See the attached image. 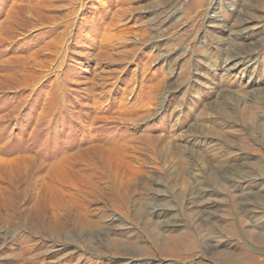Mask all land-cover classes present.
Wrapping results in <instances>:
<instances>
[{
	"label": "rangeland",
	"instance_id": "obj_1",
	"mask_svg": "<svg viewBox=\"0 0 264 264\" xmlns=\"http://www.w3.org/2000/svg\"><path fill=\"white\" fill-rule=\"evenodd\" d=\"M103 1L86 4L83 19L72 27L71 49L57 76L46 67L55 58L54 42L63 36L64 27H34L51 22L53 15H64L66 10L42 3L32 7L37 0H0V214L13 207L18 212L11 221L0 217V264L113 261L110 255L84 253L67 243L63 228L49 227L55 220L52 211L68 208L71 196L78 194L97 217L102 205L93 204L90 196H81L80 190L101 183L100 168L119 180L134 174L131 156L125 159L122 154L116 157L107 152L101 156L99 149L143 136L157 139L160 145L179 142V149L187 142L191 145L193 139L196 144L191 148L219 161L228 159L243 172L231 175L223 169L221 175L233 177L235 182L227 189L200 175L208 188L220 190L203 197L196 192L197 197L190 195L191 190L186 194L178 186L149 188L150 196L156 195L157 202L167 206L166 214L159 213L160 208L153 214L160 226L175 220L184 224L172 229L186 242L177 258L166 251L171 244L164 235L157 236L141 217V205L139 209L126 207L130 220L140 226L136 231L116 221L113 224L109 221L113 208L109 212L104 208L108 212L105 222L114 225L110 230L119 238L134 239V233L142 239L150 237V254L141 253L125 264H218L213 262L216 258L223 264L225 253L242 258L252 255V264H264V245L258 242L264 234V141L256 128L258 119L264 117V13L254 8L264 10V0H130L133 22H145L151 32L160 33L155 39L159 50L144 47L131 62L127 58L137 49L134 44L122 52L107 44V54L98 56L105 50L100 47L104 23L120 6L118 0H107L109 6ZM239 15L247 16L248 21L243 23ZM166 50V60L152 57ZM147 95L158 99L153 116L137 124L117 117L121 99L136 103ZM224 119L229 122L223 124ZM204 132L211 135L205 138ZM220 134L232 137L233 145L243 144L245 152L235 147L232 154L225 155ZM64 157L70 163L57 167L61 173L67 171L65 176L73 177L74 182L63 185L49 168ZM48 182L75 194L63 195L45 184ZM5 201L9 206L2 204ZM39 202L46 203L41 205V213ZM241 202L250 204L248 211L240 212ZM190 205L216 218L208 227L192 225ZM201 235H206L209 246L201 245Z\"/></svg>",
	"mask_w": 264,
	"mask_h": 264
},
{
	"label": "bare ground",
	"instance_id": "obj_2",
	"mask_svg": "<svg viewBox=\"0 0 264 264\" xmlns=\"http://www.w3.org/2000/svg\"><path fill=\"white\" fill-rule=\"evenodd\" d=\"M39 1L37 0L36 3L34 2L33 3L30 2V3L33 4L32 7L42 3V5L44 4L48 8H53V9L55 8L56 10L58 9L66 10V13L65 14L63 13L64 15H53L51 22L41 23L39 26L34 27L35 30L36 29L39 30L40 28H45V26H51L54 27V29H57L58 27L61 26L64 27L62 32L63 36L60 37V40L58 39L54 42V47L56 45L54 51L55 58L52 61H50V64L46 67L49 72L58 76L59 74L58 71L64 66L66 62L65 60L66 55L67 53L70 52L71 49V40L73 37L72 27L83 19L84 11L86 9L85 8L86 4L89 3L90 0H39ZM129 1L130 0H118L120 6H118L117 9L115 8L116 10H113L112 14H110L111 15L110 19L104 23V29L101 32L102 42L100 47H104L105 50L98 53V56H101V54L104 52L107 54L106 49L108 45H110L111 49L113 48L115 52H122L130 44H134L137 47V49L136 50L132 49L131 55L129 56V58H127L128 61L130 62L134 61L137 58V56H139L137 52L139 50H142V48L144 47H148L150 45L154 49V51L159 50L160 44L155 39L158 36H160V33L154 34L153 32H151L150 26L145 22L143 23L133 22L134 16L132 12V6H130L131 4L129 5L130 3ZM177 1L182 2L183 0H177ZM217 2H222V0H217ZM105 4L106 5L109 4L107 0L103 1V5ZM254 8L256 10L258 9L259 11H263L264 13V10L261 9V7L259 8L258 6H255ZM28 12L33 13V11L31 10H28ZM241 12L245 13V15L246 13L248 14V11L243 12L241 10ZM207 13L208 11H206V14ZM240 17H241L240 20L243 21V23L244 21H248L247 16L246 18H243L242 16ZM168 53L169 50H166L164 52L158 51L156 55L152 57L155 58V56L158 57L164 56L165 59L168 56ZM133 88L131 91L135 90ZM156 100L158 99H155L153 96L150 95L145 96L140 102H136V103H130L128 98L121 99L119 105V114L117 117L118 118L125 117L124 120L128 119L129 121H132L134 124L140 123L142 122V120L150 118L156 113L157 109L155 108L156 105H154ZM237 101L240 102V99H237ZM153 106L155 107L153 108ZM201 115L203 114L201 113ZM227 121L229 122L228 119L226 120L224 119L223 124H226ZM256 128L260 130L261 137L264 141V117L258 119ZM209 134L210 132H204L205 138L208 137ZM220 135L222 138L221 140L224 142L225 145L224 146L225 155L229 156L230 153L232 154V152L235 151L236 149L244 150L243 144L236 143L235 145H233L232 137H229L225 134H220ZM157 141H158L157 139H154L153 137L150 136H143L140 138L128 137L126 139H123V141L118 140L117 142H115L114 146H108L107 148L102 146V148L99 149L98 152L101 153V156H104L106 152L107 154H111L112 156H116V157H122L120 156V154H122L125 159H128V156H131L133 158V161L130 158L129 161L134 163V167L132 168V172L134 174L131 178L128 177L126 180H119L116 177H113V175H110L109 173L106 174V172L104 171L105 169L100 168V171L102 172L101 183L96 182L95 184H93L91 188L89 189L83 188L80 190L81 196L83 197L90 196L89 201H92V203L95 201L102 205L100 208H102L103 211L99 213L97 217H94L95 215L94 209L91 208L90 205L87 204L86 201H84L80 197V195L75 194L70 189L69 190L64 189L63 186L60 187L55 182L45 183L50 187L55 188L57 192L63 193V195L66 194L71 196L72 194H75L71 196L72 203H70L71 205L69 204L70 206H68V208L65 207L64 210L61 211L59 210L52 211L53 214L52 217L55 216L54 217L55 220L54 222H52L53 224H51V226L49 225V227L56 231L58 229L60 230L63 228L64 230L62 229V231H64L63 235L66 242L69 241L70 244H72L75 247H78L79 249L84 251V253L88 252L101 256L110 255L114 260L111 261L109 264H117V263L125 264L128 263L130 260L135 259V256L141 253L150 254L151 252L150 237L147 236L145 239H142L143 238L142 236L138 235L137 233H134V239L119 238L117 236L118 235L117 233H112L110 230L112 229L111 227H114V225L110 226V224H106L105 219H108V212H109L108 209L109 210L111 209L112 211L113 208L112 217L109 219V221H112L113 224H114L113 221H116V224L119 223V225H123L127 229H134V231H136V229H139L140 226L136 225L130 220L129 217L130 213L129 210L126 209V207H129L130 205L131 206L134 205L139 209L141 205L144 208V210H139L141 211L140 212L141 217L144 220H147L149 225L153 226L152 229L155 231V234L157 236L162 234L164 235L166 242L168 244L169 243L171 244L170 247H166V251L169 252L170 255L175 254L172 257L177 258L179 251L182 249L180 247L184 246L185 248L186 242L184 243L183 239L182 238L180 239L181 237L180 235L175 236L173 233L174 231H172V229L175 230L177 227L182 226L184 224H182V222L180 221L176 222L175 220L169 223L167 222L160 226V222L158 223L156 221L158 219L154 218L153 214L154 212L155 213L157 212V208H160L161 210L159 211V213L166 214L167 206L159 204L157 202L158 200L156 195L150 196L151 194L149 192L150 191L149 188L153 187V185L156 190L159 187H161V185L163 186L170 185V188H173L174 186H178L180 190H182L186 194L188 190H191L190 195L193 194L195 196V194L197 193L198 195H200V197H203L213 192L219 193L220 190L218 188H215L216 186H213V188H208L209 186L208 187L206 186L207 181L206 182H204L205 180L202 181L203 177L201 176H205L209 178L210 181L212 180L211 182H213L215 185H218V187L227 189L235 186V182L233 177L224 178V176L221 175V173L224 174L223 169L225 170L228 169L231 172V175L232 174L235 175V173H242L243 171H241L242 169L238 167V165L236 166L235 164L230 163L228 159H223L222 161H219L217 157H214L211 154H207V153L202 154L198 151V149L191 148L192 146L194 147V144H196V141H193V139L191 140V145H189V142H187L185 143L186 144L185 148H181V149H179L181 145V143L179 142L175 143L174 141H166V144L160 145L158 144ZM198 141L203 142L201 139ZM184 145L182 147H184ZM235 147L237 148L235 149ZM244 152L245 150L243 151V153ZM68 158L67 157L61 158L59 162L51 164L49 168V171L54 172L56 174L55 176L57 177V180H61L63 182V185L74 182L73 177L70 178L68 177L69 178L68 179L65 176L66 174H68L67 171L61 173L59 171V168L57 167L59 166L58 164L60 163L61 164L64 163V165L66 163V165H68V163H70V160ZM69 167L72 168L71 164H69ZM45 184L43 185L45 186ZM146 184H150V185L146 187L145 190L143 188V185ZM200 185H205L206 187L205 186L200 187ZM195 197H197V195ZM43 203L45 207L46 203L45 202ZM43 203L41 202L40 204H37L38 212H40L39 210L41 209L40 208L41 205L43 206ZM2 204H4L6 207L9 206L8 202ZM150 205H153L152 208H148V206ZM249 205L250 204L248 202H241L239 206L240 212L243 213L244 211H248ZM104 208L105 209L107 208L108 212ZM187 208L189 209L192 215V217L190 218V223L192 225H198L200 227L201 226L208 227L212 224V222L216 218L215 216L206 214L205 210L202 208H195L192 207L191 205L187 206ZM11 209L5 208L3 212H1L0 217L2 218V220L6 219V221H11V219L17 217L16 213L18 212H15ZM53 209L54 208H52V210ZM36 216L38 215L36 214ZM40 216L42 218H45L42 215ZM72 226H74V229L72 228ZM72 232H74V235H72ZM75 234L77 235V237H75ZM102 234L104 236H102ZM168 234L171 235L170 238L167 237ZM205 237L206 235L200 236V243L202 246L204 245L209 246L206 243ZM258 242L264 245V234H261L259 236ZM210 245L216 246V243L215 245L214 243ZM205 253L206 252L203 249V254L205 255ZM217 260L218 258L213 259V262L220 264L221 262H217ZM221 260L223 261V264H252L253 261L255 260V257H253L252 255H246V257L242 258L240 257V255L236 253H225L222 254ZM162 263L163 261H160V264ZM184 263L188 264V261L187 262L185 261Z\"/></svg>",
	"mask_w": 264,
	"mask_h": 264
}]
</instances>
